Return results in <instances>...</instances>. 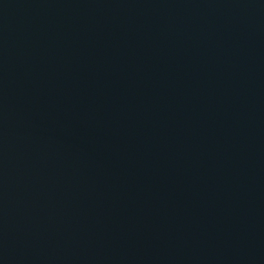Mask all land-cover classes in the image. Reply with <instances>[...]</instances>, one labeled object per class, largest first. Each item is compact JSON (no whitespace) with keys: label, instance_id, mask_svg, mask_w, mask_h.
Instances as JSON below:
<instances>
[{"label":"water","instance_id":"1","mask_svg":"<svg viewBox=\"0 0 264 264\" xmlns=\"http://www.w3.org/2000/svg\"><path fill=\"white\" fill-rule=\"evenodd\" d=\"M0 264H264V0H0Z\"/></svg>","mask_w":264,"mask_h":264}]
</instances>
